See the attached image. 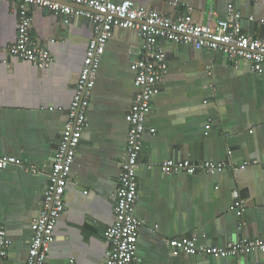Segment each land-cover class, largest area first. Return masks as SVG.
I'll list each match as a JSON object with an SVG mask.
<instances>
[{
	"label": "crops",
	"instance_id": "1",
	"mask_svg": "<svg viewBox=\"0 0 264 264\" xmlns=\"http://www.w3.org/2000/svg\"><path fill=\"white\" fill-rule=\"evenodd\" d=\"M111 1H131L175 19L189 15L195 25L228 17L226 0ZM234 6L242 32L264 39V1L235 0ZM30 16L32 39L52 56L43 68L8 56L17 13L15 4L0 0V60L8 59L0 64V156L14 157L22 165L0 170V222L11 242L7 264L27 258L31 223L41 207L91 37L90 21L84 17L65 25L38 6L30 8ZM139 47L134 30L114 29L106 43L88 103V127L45 264L104 261L105 233L114 220L113 194L126 156V114L136 93L130 65ZM163 48L167 72L145 118L136 171V264H264L259 251L213 258L168 246L170 239L192 236L198 247L222 248L240 238L264 240L262 167L194 175H166L159 169L167 159L264 163V76L252 73L245 62L234 68L220 52L171 42ZM235 199L244 204L241 219L229 210Z\"/></svg>",
	"mask_w": 264,
	"mask_h": 264
},
{
	"label": "built area",
	"instance_id": "2",
	"mask_svg": "<svg viewBox=\"0 0 264 264\" xmlns=\"http://www.w3.org/2000/svg\"><path fill=\"white\" fill-rule=\"evenodd\" d=\"M16 6L17 29L15 41L7 47L11 58L29 62L43 68L52 62L50 52L34 42L31 36L30 8L38 6L63 19L68 25L73 17L90 21L91 37L88 41L81 71L74 85L72 102L52 160L49 180L44 190L41 207L31 223V239L26 260L21 264H45L49 247L54 241L57 220L64 212V194L77 149L88 127L87 109L106 43L114 29L134 30L139 39V54L130 65L135 73L136 93L126 114L128 132L126 156L121 163L118 187L113 194V223L106 229L108 248L102 264H136V244L140 221L135 214L137 201V178L139 157L143 146L145 118L151 111L152 98L166 75L168 61L164 42L188 45L195 50H210L226 55L229 62L238 68L240 62L248 64L256 75L264 76V39L253 38L243 33L240 15L234 6L235 0L227 1L228 17L225 20H208L205 25H195L189 15L175 19L160 14L155 9L140 7L131 1L114 3L111 0H9ZM264 1V0H253ZM174 6L176 3L173 4ZM212 14L209 11V16ZM253 21L252 18H249ZM261 24L264 25L263 22ZM8 59L0 60L5 64ZM209 128V126H207ZM227 157L231 151H227ZM22 167L14 157L0 156V170L8 166ZM264 163L256 160L234 165L229 162H194L187 159H167L159 165L166 175L243 170ZM35 173L33 168L29 169ZM229 210L241 219L244 204L235 199ZM241 224V223H240ZM11 242L0 222V264H7ZM169 248L187 255L213 258L233 255L247 256L254 251L264 252V240L240 238L224 247H198L195 237L174 238L168 241Z\"/></svg>",
	"mask_w": 264,
	"mask_h": 264
}]
</instances>
